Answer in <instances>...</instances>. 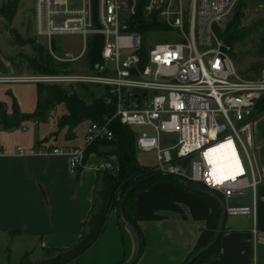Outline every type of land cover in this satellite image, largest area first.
<instances>
[{"label":"built area","instance_id":"built-area-1","mask_svg":"<svg viewBox=\"0 0 264 264\" xmlns=\"http://www.w3.org/2000/svg\"><path fill=\"white\" fill-rule=\"evenodd\" d=\"M240 1L34 0L35 35L52 52L60 35L83 38L80 54L69 60L81 58L93 44L101 47V60L87 71L40 73L36 79L106 88L105 102L114 112L89 122L85 145L114 139L111 124L117 119L135 131L138 150L155 153L159 172L217 192L227 214H250L261 181L255 124L264 69L245 77L225 41V23ZM155 21L163 27H150ZM140 29L148 39L161 31L169 40L145 46ZM218 146L226 164L215 160ZM84 150L52 152L68 153L74 169L83 164ZM104 168L117 170L116 157L99 169ZM233 197H249L250 204L231 207Z\"/></svg>","mask_w":264,"mask_h":264},{"label":"crops","instance_id":"crops-1","mask_svg":"<svg viewBox=\"0 0 264 264\" xmlns=\"http://www.w3.org/2000/svg\"><path fill=\"white\" fill-rule=\"evenodd\" d=\"M11 57L0 51V100L9 113L14 98L21 111L32 112L38 102L37 75L18 72ZM64 113L66 108L59 104L46 122L28 120L10 129L0 125V238L7 247L16 240L30 241L20 250L19 261L26 254L44 259L54 249L74 245L93 208L99 168L107 157L91 153L72 169L68 153L52 152L58 147L67 151L85 145L87 127L80 130L76 126L70 138L68 126H58ZM255 144L261 170L255 210L237 214L235 219L229 218L235 214H227L220 254L195 264H264V113L255 124ZM211 211L210 198L189 184L164 179L140 190L134 218L145 246L134 264H183ZM135 249L133 234L113 210L99 239L69 264H121Z\"/></svg>","mask_w":264,"mask_h":264},{"label":"trees","instance_id":"trees-1","mask_svg":"<svg viewBox=\"0 0 264 264\" xmlns=\"http://www.w3.org/2000/svg\"><path fill=\"white\" fill-rule=\"evenodd\" d=\"M244 6L245 0H241L224 30L226 35L230 32L233 33L230 52L236 61L237 54L234 52V45L246 37L256 25L248 28L241 26L244 16ZM14 15L15 10L11 14V18ZM257 24L264 27V18L260 19ZM150 27L157 29L163 27V25L155 21ZM140 30L146 46L147 31L145 29ZM37 48L40 49L41 47ZM100 49L101 47L96 45L88 49L87 55L89 56L90 67H93L101 60ZM30 65L41 74L67 72L70 66L67 62L55 61L49 54H44L42 49H40L37 56L30 60ZM262 69H264V62L256 61L248 68L249 72H253L252 75L242 74L245 77L254 78L259 75ZM84 87L87 88L86 86ZM98 88L100 95H94L91 102H86L85 98L76 90H69L57 84L38 82V102L36 109L32 112L21 111L16 98H14L12 112L9 113L6 104L0 100V125L4 129H10L20 127L24 121L28 120L46 122L57 104L64 102L67 107V113L59 117L58 126L60 128L68 126L67 137L72 138L75 136L73 129L82 121H101L105 114H112L114 112V106L108 105L105 102L103 91H106V88L101 89L100 86ZM256 112L259 116L264 113V96L258 102ZM111 128L114 131L115 138L112 140L98 139L93 143L87 144L84 150V161L91 153L103 154L107 158L115 156L118 169L115 171L105 168L100 169L97 180L98 185L93 195V208L83 222L82 235L71 247L54 249V251H57V254L52 259L55 261V264H69L88 251L102 235L107 219L113 210L117 211L119 219L121 220L119 207L122 201L126 219L136 227L140 236L141 249L139 258L145 246V238L134 218L136 194L140 190L149 188L155 182L164 179L185 184L178 179L180 177L176 178L175 176H171L173 178H170L164 176L156 167L140 163L135 141V131L130 127L115 119L111 124ZM207 196L212 202L211 214L207 219L206 226L197 244L190 254H188L183 264L207 262L216 258L221 252V238L225 227L218 229V224L222 208L217 199L209 195ZM215 234V239H213ZM43 262L45 263L46 260ZM43 262L41 264H44ZM47 262L51 261L47 260Z\"/></svg>","mask_w":264,"mask_h":264},{"label":"rangeland","instance_id":"rangeland-1","mask_svg":"<svg viewBox=\"0 0 264 264\" xmlns=\"http://www.w3.org/2000/svg\"><path fill=\"white\" fill-rule=\"evenodd\" d=\"M14 10L15 15L11 18V14L14 13ZM243 10L244 16L242 18L241 26L243 28H248L253 27L255 24L256 25L246 37L242 38V40L238 41L234 45L233 49L237 54V61H235L241 73L252 75L253 72L248 71V68L251 66V64L256 61L264 62V27L257 24L260 19L264 18V0H245V6ZM231 17L226 21L224 29L226 28V24L230 21ZM215 29L221 36L225 35L222 31V28H220L217 24L215 25ZM167 40H169L168 33H162L161 31H158L156 32V36L152 38L149 37V39L147 38V44H150L152 41L163 42ZM53 43L54 47L52 52L47 46H45L44 40L38 38L35 35L34 0H0V51L6 54L10 53L12 55L11 60L13 61L18 72L36 75L40 74L30 65V60L38 55L40 49L43 50L44 54H49L50 57L57 62L69 63L70 66L67 72H84L89 70L90 60L89 56L87 55L88 50L81 58L69 60L70 58L76 57L80 54L83 48V38L81 36H55ZM94 45L96 44L91 45L89 48ZM37 47L41 48L38 49ZM53 74L58 73H52L50 75ZM43 83L57 84L69 90H76L81 94V96L85 98L86 102H91L94 95H100V91L98 88L99 85L66 82L60 84L54 82ZM84 86H86L87 88H85ZM59 104L64 105L67 110L66 104L64 102ZM88 124L89 120H84L80 124H78V127L80 130H84V128H86ZM85 147L86 146L84 145L83 148ZM137 152L138 158L143 164L156 167L155 165L157 163V160L154 152H146L138 149ZM109 159L110 157L107 158V160ZM161 174L173 178L169 175H165L163 173ZM178 179H180L185 184L204 188L202 185L195 181L185 178ZM229 218L235 219L238 218V216L237 214L229 215ZM215 236L216 234L213 236V239H215ZM29 242L30 241L24 239L19 240V242H17L16 240L14 241L13 245L7 247L5 241L1 237L0 264H13L14 262H17L16 264H41L44 260H46L45 263L43 262L44 264H55V261L52 259L54 258L55 254H57V251L49 252L44 259L39 258L40 255L35 254L31 257L33 258L32 260L31 258H29V255L26 254V256H22L21 260L19 261L21 254L20 250L27 246ZM47 260L51 262H47Z\"/></svg>","mask_w":264,"mask_h":264},{"label":"water","instance_id":"water-1","mask_svg":"<svg viewBox=\"0 0 264 264\" xmlns=\"http://www.w3.org/2000/svg\"><path fill=\"white\" fill-rule=\"evenodd\" d=\"M232 39H233V34L230 33L225 38V41L228 45H231ZM190 186H192L194 189H196V190H198V191H200L206 195H209V196H211V197H213L219 201L221 208H222V211H221V217H220L219 224H218V229H222L224 227L225 220L227 217V210H226L227 204H226L225 200L222 198L221 195H219L217 192H215L213 190H210V189L205 188V187L201 188V187H198L195 185H190ZM249 204H250L249 197H233V198H230L228 200V205L231 207L248 206ZM119 215H120L122 222L130 230V232L133 234L134 239H135V243H136L135 253L127 262L124 263V264H133L140 254L141 241H140V236H139V233H138L136 227L132 223H130L125 217L124 210H123V201L121 202L120 207H119Z\"/></svg>","mask_w":264,"mask_h":264},{"label":"bare ground","instance_id":"bare-ground-1","mask_svg":"<svg viewBox=\"0 0 264 264\" xmlns=\"http://www.w3.org/2000/svg\"><path fill=\"white\" fill-rule=\"evenodd\" d=\"M221 146H224V145H221ZM221 146H218L217 148H216V150H217V158H215V160L217 161V162H222L221 164H226L227 162L225 161L226 160V158H220V157H218L219 155H221L222 153H221V149L223 148V147H221Z\"/></svg>","mask_w":264,"mask_h":264}]
</instances>
